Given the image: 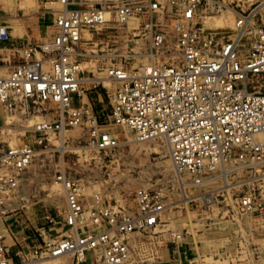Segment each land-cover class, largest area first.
<instances>
[{
	"label": "built area",
	"instance_id": "1",
	"mask_svg": "<svg viewBox=\"0 0 264 264\" xmlns=\"http://www.w3.org/2000/svg\"><path fill=\"white\" fill-rule=\"evenodd\" d=\"M43 4L51 32L37 42L11 36L0 24L1 118L3 112L42 118L31 126V138L0 142L1 213L19 206L20 185L40 151L58 144L84 157L108 155L119 143L105 128L119 125L139 142L163 141L174 170L195 184L230 166L250 171L254 178L239 190L236 204L264 214V176H254L256 166L264 165V19L255 18L262 1L246 10L232 7L237 14L234 30L220 33L204 25L210 12L222 8L214 0ZM83 32L97 41L82 42ZM119 32L147 40V64L133 67L130 57L123 56L100 68L108 85L89 80V64L83 63H90L94 49L88 45L109 41L111 33ZM87 81L90 88L83 87ZM100 82L106 110H98L86 92ZM73 128L83 134H70ZM54 181L63 187L65 208L60 219L48 216L47 222L60 231L48 236L45 227L39 229L36 243L19 245L14 256L8 249L15 242L5 244L0 236V264L68 255L71 264H132L130 234L158 226L165 210L161 190L140 187L134 191L133 207L117 206L98 194L90 202L86 183L67 177L62 166Z\"/></svg>",
	"mask_w": 264,
	"mask_h": 264
},
{
	"label": "rangeland",
	"instance_id": "2",
	"mask_svg": "<svg viewBox=\"0 0 264 264\" xmlns=\"http://www.w3.org/2000/svg\"><path fill=\"white\" fill-rule=\"evenodd\" d=\"M214 1L236 10H246L264 0ZM221 5V10H213L205 19V27L214 33L233 30L234 15L231 16V29H217L214 25L216 18H228L225 5ZM263 5L258 7L257 22L264 19ZM44 12L43 0H0V24L8 27L11 36L24 42L41 40L51 32V27H47L49 16H44ZM111 36L109 41L104 39L96 45H88L94 51L88 57L90 63L83 65L89 64V78H93V81L105 80V85L108 82L101 74L102 66L117 63L123 56H128L129 64L138 67L145 63L143 57H146L148 48L147 40L141 37L120 32ZM107 48L112 50L106 52ZM101 84L86 92L88 97L93 98L98 110H106ZM90 86L92 83L88 81L83 83L84 88ZM41 119V116L23 118L20 114H12L2 120L0 114V142L14 144L15 141L25 140V137L31 138V126ZM105 129L112 130L119 143L108 155L84 157L70 151L68 146L58 144L51 146L53 149L49 152L43 149L37 154L20 185L19 206L10 212H0V236L4 237L5 244L15 242V246L8 249L10 256H14L15 248L19 245L28 243V246H32L36 243L38 230L50 225L48 216L61 218L65 208L64 190L61 184L54 186V174L62 166L67 177L86 183V197L90 202L91 195L98 194L105 203L133 207L136 189L161 190L165 210L161 213L158 226L147 232L130 234L132 264H164L166 249L180 244L190 247L188 264H264V214L256 209L243 210L235 200L239 190L249 186L254 178H250L249 171L243 168L238 173L231 172L224 181L227 185L215 182L199 188L183 186L178 176L181 174L174 170L163 141L139 142L131 131L119 125ZM69 133L81 136L83 131L73 128ZM186 179L191 181L187 176ZM205 193L211 196L209 200L203 199ZM24 234L30 238L24 241ZM193 247L198 252L197 256ZM91 255L87 253L89 262ZM29 264H71V256L44 258L40 263Z\"/></svg>",
	"mask_w": 264,
	"mask_h": 264
},
{
	"label": "bare ground",
	"instance_id": "3",
	"mask_svg": "<svg viewBox=\"0 0 264 264\" xmlns=\"http://www.w3.org/2000/svg\"><path fill=\"white\" fill-rule=\"evenodd\" d=\"M222 4L225 5L224 3H222ZM262 4H264V1H262ZM225 7L227 9V13L226 14L228 15L227 16L228 18H225L226 16L223 17V18L222 17L216 18V21L214 22V25L217 27V29L218 28L225 29V30L228 29V28L231 29L232 25H233L231 16H233V15L236 16L237 15L233 8H231L229 6H226V5H225ZM263 8H264V6H263ZM207 18H209V17H207ZM209 21H211V20H209ZM210 23H213V22H210ZM233 30H234V26H233ZM111 34H113V33H111ZM82 42H84L86 44L94 43V40L92 39V34H90L89 32H83ZM143 58H144L143 62H145L147 64L146 57H143ZM159 61H161V60H159ZM84 64H86V63H83V65ZM89 80L93 81V78H90ZM103 83H105V80H103ZM0 110H1V107H0ZM2 115H3V118H8L10 116L9 114H6L4 112L2 113ZM110 126H113V125H110ZM126 130L130 131L127 128H126ZM242 169H243V167H239V166L227 167V169L225 171H223L222 174L218 175L219 177L216 176L213 179L208 180V181H204V182H202L200 184H195L192 181H190V182L187 181L186 175L182 176V174H181V176L180 175H178V176H179L180 184L183 185V186L184 185H187V186L190 185V186H195V187L199 188V186H202L203 184H211V183H215V182H222L224 185H227V184L224 183V181L226 180L228 174H230L231 172L238 173ZM249 173H250V171H249ZM260 175L264 176V165L256 166V172L254 173V176H260ZM263 179H264V177H263ZM59 185H60V183L54 181V186L55 187H58ZM210 197L211 196L209 194L205 193V196L203 197V199H205V200L208 199L209 200ZM184 198H186V197H184ZM246 212H248V211H246ZM53 259H55V258H53Z\"/></svg>",
	"mask_w": 264,
	"mask_h": 264
},
{
	"label": "crops",
	"instance_id": "4",
	"mask_svg": "<svg viewBox=\"0 0 264 264\" xmlns=\"http://www.w3.org/2000/svg\"><path fill=\"white\" fill-rule=\"evenodd\" d=\"M50 24H51V21L49 19V24L47 27H49ZM37 41H39V40L36 39V40L31 41V42H37ZM63 203H64V201H62V204ZM44 227H45V229H47L46 233L48 236H54V235H56V233H58L60 231V228L57 226H50L49 225V226H44ZM16 231H18V230H16ZM20 232L24 233V231H19V233ZM24 235L25 236H23L22 239H24V238L29 239L30 238L29 235H26V234H24ZM12 247L13 246H10V248H12ZM17 248H15V250ZM166 250H167V252L165 251L164 256L165 257L167 256V257H166V261L164 262V264H188V261L190 260V256H191V250H190L189 246H186L185 244H180V245L171 246ZM193 250H194V254L197 256L198 252H197L196 248L193 247ZM166 253H167V255H166ZM196 256H195V258H196ZM14 260L16 261L17 259L14 257Z\"/></svg>",
	"mask_w": 264,
	"mask_h": 264
}]
</instances>
